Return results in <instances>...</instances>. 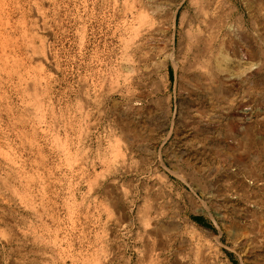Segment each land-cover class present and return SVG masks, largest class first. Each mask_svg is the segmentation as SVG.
<instances>
[{"label": "rangeland", "instance_id": "obj_1", "mask_svg": "<svg viewBox=\"0 0 264 264\" xmlns=\"http://www.w3.org/2000/svg\"><path fill=\"white\" fill-rule=\"evenodd\" d=\"M177 1L0 0V264H264V6L206 89L139 62Z\"/></svg>", "mask_w": 264, "mask_h": 264}, {"label": "bare ground", "instance_id": "obj_2", "mask_svg": "<svg viewBox=\"0 0 264 264\" xmlns=\"http://www.w3.org/2000/svg\"><path fill=\"white\" fill-rule=\"evenodd\" d=\"M184 1L186 0H180L175 3H168L169 1L167 3H162V2L156 3L155 2L154 5H152L153 8L152 6L150 7L152 8V12L155 16V21L148 27L144 24L143 27H140V28L141 29L144 28L145 30L146 29L145 27H147L146 32L148 33L149 38L150 36L153 37L155 34L159 35V37H161L160 33H163L164 35H162L163 36L162 39L160 38L158 39V41L154 44V46L151 47L150 51L147 50L146 52H143L144 46L141 48V45L139 47L138 46L139 44H135L138 46L139 50H141L140 52H143V54L141 53L142 54L141 61L139 62L150 64L151 67L153 66L157 68L158 71H160V73L164 72V75L167 79H169L170 77L169 76L170 75L169 74L170 65H172L175 69L178 70V68L181 66L180 65V62H181L184 64L185 67H187V70L194 71L195 73L198 74L196 75V78H195L196 82L198 81V83L205 86L206 89H209L210 87L211 88L213 87L215 89H220L219 88L220 80L216 74L215 76L214 73L211 72L209 76L204 77L202 76L203 74L201 73H203V71L205 70L212 71L213 70L212 66L214 63L218 65L217 68L219 67V69L222 70L221 68L222 63H224V61H226L225 59H227L229 56H232V55L235 57H238L240 60H243L244 62L255 59L254 57L257 54H259L258 50L255 49L257 47H253V46L245 47L244 45H241V44H237L236 46L234 44L236 42H234L233 40L234 38L233 36L235 32L231 29L232 25L230 24L231 22L238 20V24H242V25L243 23L245 24V26L239 25V27L241 28L242 26V28H246V32H248L249 27L247 26L246 22L254 23L255 22L254 19L256 16L254 17L253 14L247 16L246 14L242 13L241 16L236 17L239 11L244 12V9L241 11L240 6L242 5V7H244V5H246L247 8H251L254 4H256L257 6H259L258 4H261L260 7H262L264 6V0H194L193 7L192 8L190 7L188 9L186 8L187 10L185 12H182L183 14L180 17L181 18V23L179 24L180 27L183 28L186 25L187 27H189L187 28V31L185 30L186 31L185 34L188 36V41L186 45L184 43V40H185L184 38L186 35L183 33L181 34L179 43L177 44L176 42V30L178 29L177 20H178L179 10L183 6ZM189 1H192V0H189ZM254 10L255 9H253V11ZM260 11H262V9ZM164 13L168 14L167 16L169 17V20H170V26L166 29L163 28L162 26V25H165V24H162V22H164L162 20L164 19L161 20V18L164 17L163 16ZM258 14L260 13H257V15ZM190 15H191V18H190ZM145 16H146V13H145ZM138 18H141V17H138ZM166 19L167 18L165 16V20ZM141 31L139 29V31H136V33L137 32L140 33ZM247 36L249 37V35ZM236 41L238 42V40ZM143 43H140V44H143ZM252 43H255V42H252ZM131 47H132V44H131ZM138 48H137V51H138ZM134 51L137 52L136 50ZM137 55L138 53L136 54V56ZM247 66L250 67L251 71L255 70L256 68L255 65L253 64L251 66L250 65H247ZM125 69L127 70V68ZM236 70H239V69H236Z\"/></svg>", "mask_w": 264, "mask_h": 264}, {"label": "trees", "instance_id": "obj_3", "mask_svg": "<svg viewBox=\"0 0 264 264\" xmlns=\"http://www.w3.org/2000/svg\"><path fill=\"white\" fill-rule=\"evenodd\" d=\"M200 220V219H199Z\"/></svg>", "mask_w": 264, "mask_h": 264}]
</instances>
